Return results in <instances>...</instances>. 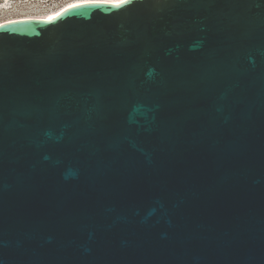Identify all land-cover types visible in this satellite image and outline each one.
Listing matches in <instances>:
<instances>
[{"label": "water", "instance_id": "water-1", "mask_svg": "<svg viewBox=\"0 0 264 264\" xmlns=\"http://www.w3.org/2000/svg\"><path fill=\"white\" fill-rule=\"evenodd\" d=\"M0 264H264V0L1 22Z\"/></svg>", "mask_w": 264, "mask_h": 264}, {"label": "rangeland", "instance_id": "rangeland-1", "mask_svg": "<svg viewBox=\"0 0 264 264\" xmlns=\"http://www.w3.org/2000/svg\"><path fill=\"white\" fill-rule=\"evenodd\" d=\"M71 1L73 0H0V23L17 18L46 16L48 12Z\"/></svg>", "mask_w": 264, "mask_h": 264}, {"label": "bare ground", "instance_id": "bare-ground-1", "mask_svg": "<svg viewBox=\"0 0 264 264\" xmlns=\"http://www.w3.org/2000/svg\"><path fill=\"white\" fill-rule=\"evenodd\" d=\"M85 1H93V0H73L55 10H52L50 12L47 13L46 16H42V17H46V18H51V17H54L56 16L60 11H62L63 9H65L66 7L70 6V5H73V4H76V3H81V2H85ZM101 1H110V0H101ZM122 0H112V2H120Z\"/></svg>", "mask_w": 264, "mask_h": 264}, {"label": "snow or ice", "instance_id": "snow-or-ice-1", "mask_svg": "<svg viewBox=\"0 0 264 264\" xmlns=\"http://www.w3.org/2000/svg\"><path fill=\"white\" fill-rule=\"evenodd\" d=\"M123 3H130L131 0H122Z\"/></svg>", "mask_w": 264, "mask_h": 264}]
</instances>
